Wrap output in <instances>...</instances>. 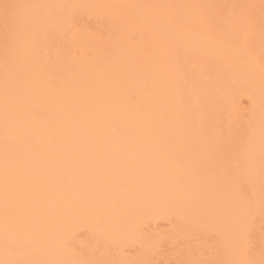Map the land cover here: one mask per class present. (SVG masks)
I'll list each match as a JSON object with an SVG mask.
<instances>
[{"label": "bare ground", "instance_id": "1", "mask_svg": "<svg viewBox=\"0 0 264 264\" xmlns=\"http://www.w3.org/2000/svg\"><path fill=\"white\" fill-rule=\"evenodd\" d=\"M262 25V0H0V264H264Z\"/></svg>", "mask_w": 264, "mask_h": 264}, {"label": "snow or ice", "instance_id": "2", "mask_svg": "<svg viewBox=\"0 0 264 264\" xmlns=\"http://www.w3.org/2000/svg\"><path fill=\"white\" fill-rule=\"evenodd\" d=\"M262 3H264V0H262ZM2 7H3V12H4V19L6 22H8L16 18V13L22 6L18 4L6 3ZM262 27H264V25H262Z\"/></svg>", "mask_w": 264, "mask_h": 264}]
</instances>
